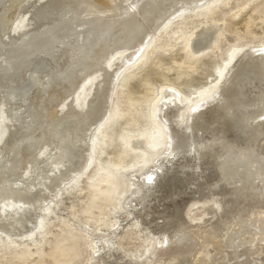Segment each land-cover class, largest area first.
I'll return each instance as SVG.
<instances>
[{"label":"rangeland","instance_id":"obj_1","mask_svg":"<svg viewBox=\"0 0 264 264\" xmlns=\"http://www.w3.org/2000/svg\"><path fill=\"white\" fill-rule=\"evenodd\" d=\"M43 1L31 0L18 12L19 31L33 28L31 16ZM181 10L118 75L104 128L92 132L87 169L37 213L27 235L0 233V264H264L261 181L236 193L220 180L217 157L222 137L239 145L255 138L252 148L264 168V115L245 135L218 120L213 133L198 137L190 120L192 108L215 97L246 49L264 50V0H212ZM206 26L217 31L212 47L193 52L192 40ZM166 89L184 105L194 101L166 110L169 130L156 111ZM9 129L7 144L17 134ZM167 132L194 146L165 159ZM138 138L146 150L133 145ZM207 141L208 149L197 152ZM150 171L157 174L145 180ZM127 175L140 193L134 197L124 186Z\"/></svg>","mask_w":264,"mask_h":264},{"label":"bare ground","instance_id":"obj_2","mask_svg":"<svg viewBox=\"0 0 264 264\" xmlns=\"http://www.w3.org/2000/svg\"><path fill=\"white\" fill-rule=\"evenodd\" d=\"M30 1L0 0V233L11 238L27 235L37 222V213L48 210V202L87 169L95 143L92 132L104 128L113 88L123 69L138 59L173 13L202 9L212 2L44 0L31 16L33 28L19 31L15 19ZM216 33L213 28H201L192 40V51L211 48ZM181 101L172 89L161 94L157 117L168 130L166 110L194 102L190 99L184 105ZM263 115L264 50L249 48L215 97L192 108L190 120L198 137L202 131L213 133L211 127L218 120H227L234 133L245 135ZM10 125L17 128V134L7 144ZM166 135L164 158L194 146V140ZM256 141L252 138L239 145L235 139L222 137L218 143L220 180L233 185L236 193H247L254 180L261 181L264 192V168L252 148ZM208 142L196 151H206ZM133 145L141 150L148 147L139 138ZM132 181L128 176L124 183L131 197L139 193L133 191ZM259 240L264 242V237Z\"/></svg>","mask_w":264,"mask_h":264}]
</instances>
